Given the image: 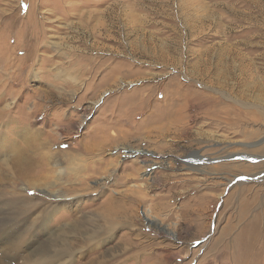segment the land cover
Wrapping results in <instances>:
<instances>
[{"label": "rangeland", "instance_id": "obj_1", "mask_svg": "<svg viewBox=\"0 0 264 264\" xmlns=\"http://www.w3.org/2000/svg\"><path fill=\"white\" fill-rule=\"evenodd\" d=\"M0 264H264V0H0Z\"/></svg>", "mask_w": 264, "mask_h": 264}, {"label": "bare ground", "instance_id": "obj_2", "mask_svg": "<svg viewBox=\"0 0 264 264\" xmlns=\"http://www.w3.org/2000/svg\"><path fill=\"white\" fill-rule=\"evenodd\" d=\"M27 150L28 149H23L21 148V146L16 145L11 149H7L8 153L11 156L8 163L14 170L16 179L18 181L30 180L37 173L35 170L36 168L34 167L36 166V164L28 158L29 156L22 158L24 155H27Z\"/></svg>", "mask_w": 264, "mask_h": 264}]
</instances>
